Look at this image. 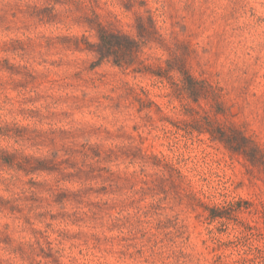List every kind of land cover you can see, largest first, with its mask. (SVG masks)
<instances>
[{
    "label": "clouds",
    "instance_id": "9594fccd",
    "mask_svg": "<svg viewBox=\"0 0 264 264\" xmlns=\"http://www.w3.org/2000/svg\"><path fill=\"white\" fill-rule=\"evenodd\" d=\"M101 32L116 38L107 49ZM181 45L188 46L187 53ZM255 72L264 75V0H136L129 8L123 0H0V128H13L11 134L0 133V264H51L40 255L49 239L59 264H71L74 253L46 227L52 212L79 214L76 199L52 207L60 192L82 201H107L106 222L126 239L124 247L132 255L122 264H199L202 253L187 237L195 218L205 217L201 201L218 211L233 204L243 195L236 185L245 180L244 169L249 181L257 172L264 178V161L253 172L247 159L228 161L225 154L219 165H198L207 179L181 182L176 169L186 167L181 158L192 154L185 152L184 142L170 137L171 152L153 160L143 139L149 134L155 139L160 128L169 129L162 121L171 119L202 132L234 130L246 142L243 152L253 146L264 155V89L244 87ZM30 76L35 84L8 91ZM186 77L205 83V92L193 96ZM146 80L164 90L162 111L151 107L146 90L141 95ZM42 92L63 99L73 111L90 105L96 121H42L15 135V128L24 127L18 109L29 107L18 102ZM220 97L223 114L213 107ZM51 111H58L57 104ZM90 150L103 155L94 158ZM202 151L212 159L221 155L209 153L206 138ZM137 154L129 169L128 159ZM200 154L198 147L197 158ZM5 155L13 158L11 164L4 163ZM104 156L119 161L113 167ZM41 162L55 171L40 170ZM101 166L98 179L86 175ZM68 173L77 178L66 181ZM101 184L112 194L94 198L91 193ZM260 189L249 195L264 201V185ZM209 233L211 244L214 229Z\"/></svg>",
    "mask_w": 264,
    "mask_h": 264
},
{
    "label": "rangeland",
    "instance_id": "374dc122",
    "mask_svg": "<svg viewBox=\"0 0 264 264\" xmlns=\"http://www.w3.org/2000/svg\"><path fill=\"white\" fill-rule=\"evenodd\" d=\"M136 0H123V6L129 8L135 6ZM46 11V10H45ZM153 34L156 35V30L153 29ZM184 52H188L187 45H181ZM176 65L182 67L180 60L175 61ZM74 79H79V74H75ZM158 79H165V77L158 76ZM103 80V77L100 78ZM35 78L29 77L27 82H20L15 86H9L8 91L15 93L17 89H23L29 85L35 84ZM101 86H106L101 83ZM200 88V95L206 90L205 83H198ZM244 87L250 91L256 92L264 89V75L260 72H255L247 78ZM147 94L151 96V107L159 112L162 111V105L167 101V96L164 90L153 85L150 81H144L141 86V95ZM221 93L223 89L220 90ZM2 94V90H0ZM141 109L144 108V103H141L139 97L136 98ZM51 101V103H49ZM18 103L28 105L29 107H19L18 119L24 127L15 128L14 134L17 136L26 134V130L31 124L46 122L54 120L56 122L68 121L72 118L78 119L85 124H93L97 117L94 115V110L90 105H85L75 111L68 108L67 102L60 98H54L47 92H42L39 95H34L26 100ZM57 104L58 111H51V104ZM3 105L0 104V110ZM213 107L217 114H223L226 105H224L222 97L213 99ZM3 114L0 111V122H3ZM162 123H167L169 129H159L155 139L152 134L143 139L144 146L149 149L152 159L157 160L167 156L171 152L168 145L169 138H178L183 141L185 152L191 151L192 154L182 157L183 164L186 167L177 168L175 175L181 182L184 179H190L193 184L197 183V176L203 168L198 169V165L207 166L209 162L219 165L223 162L226 154L227 160L232 161L234 156H239L240 159H247L251 164L253 172H257L261 161H264L262 155L253 146H248V151L243 152L242 145L246 142L239 137V133L234 130H227L224 128H213L208 132H202L198 126L181 123L178 120L165 119ZM133 126V131H135ZM13 132V128L5 126L0 128V133ZM61 130V135H64ZM207 139L209 153H220L219 159H212L208 155H204L202 146ZM229 140V141H227ZM198 147L201 149V154L196 156ZM94 158H101L103 155L100 151L90 150ZM163 154V156H161ZM104 159L112 163L115 167L119 161V157L113 160L111 156H104ZM139 160V155H135L128 159V168L135 166V161ZM180 161H177L179 163ZM72 167V164H68ZM120 167L123 169L124 163L120 162ZM175 167V164L172 165ZM55 171V166L50 171ZM103 167L98 169H90L86 174L93 179H98L103 174ZM95 172L96 175L92 176ZM245 180L238 181L236 189L243 195L233 204L224 207L222 210H217L215 207L209 208L201 201L205 213L204 219L201 221L197 216L191 228V234L187 237L189 241L196 244L198 251L202 253L199 264H264V201L256 198L255 195L260 192V186L264 185V178L257 174L249 181L247 179L249 173L244 169ZM77 177L72 173L65 175L64 179L72 182ZM207 177L200 176V180H205ZM28 183L36 186V182L29 180ZM249 187H245V185ZM109 186L101 184L100 188L91 193L94 198H104L111 195ZM70 199H76L79 208V214L72 216L57 214L52 212L47 215L49 223V236L55 237L60 235L62 240L67 243V251L74 253L71 264H122L125 258L131 260L132 255L127 251V241L123 237L117 236L118 229L114 226H109L106 222V215L109 209L107 208V201L101 203L99 199L92 201H82L75 197H70L68 193L60 192L51 202L52 207H57L60 204H67ZM114 210V209H113ZM27 222V221H26ZM61 227L57 231H53L56 225ZM209 229H214L215 239L210 244L207 239ZM139 254V253H137ZM40 255L44 261H50L51 264H59L58 257L52 248V240L49 239L45 245L40 248Z\"/></svg>",
    "mask_w": 264,
    "mask_h": 264
},
{
    "label": "trees",
    "instance_id": "16d2710c",
    "mask_svg": "<svg viewBox=\"0 0 264 264\" xmlns=\"http://www.w3.org/2000/svg\"><path fill=\"white\" fill-rule=\"evenodd\" d=\"M137 23L139 24V21H137ZM151 23V21H150ZM141 31H143V27L141 26L140 28ZM153 30H152V34H153ZM101 37H102V40L104 42V47L105 49L109 48L112 43L115 42L116 38L113 37V36H110L106 33H103L101 32ZM117 64L120 63L119 60H117L116 62ZM162 76V75H160ZM198 83L194 80H192L190 77H186V84H185V87L186 89H188L189 91H191L192 95L193 96H198L200 95V88L197 87ZM229 141V140H227ZM13 161V158L12 157H8L7 155L4 156V163L5 164H11ZM37 167L42 170V171H50L53 169V166L48 164V163H44V162H41L37 165Z\"/></svg>",
    "mask_w": 264,
    "mask_h": 264
}]
</instances>
